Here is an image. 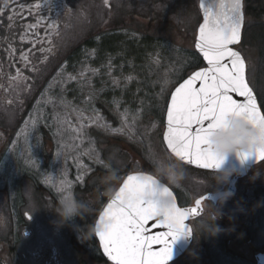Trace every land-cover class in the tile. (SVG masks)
<instances>
[{
	"label": "rangeland",
	"instance_id": "obj_1",
	"mask_svg": "<svg viewBox=\"0 0 264 264\" xmlns=\"http://www.w3.org/2000/svg\"><path fill=\"white\" fill-rule=\"evenodd\" d=\"M102 8L99 0H88L87 5L77 0L57 54L42 65L37 109L21 125L16 148L0 167L12 198H44L33 190L42 187L59 199L66 215L57 208V230L74 234L77 241L89 233L88 222L106 196L103 190L92 193V187L108 188L114 182L112 173L119 177L128 168L148 169L177 188L184 204L223 183L218 174L188 170L169 156L161 142L166 96L199 65L192 48L162 44L128 51L124 42L139 41L140 35L120 28L109 37L114 49L99 55L101 46L85 48L80 42L102 31L94 42L101 45V36L112 34L113 29L101 25L106 14ZM260 8L264 12V0ZM130 11L123 2L116 14L124 20ZM250 23L256 26H248L241 45L249 80L262 102L264 18L255 17ZM136 53L143 55L138 58ZM105 171L111 173L103 175ZM19 183L24 187L20 189ZM68 200L74 205L72 216L67 214ZM221 210L227 213L235 208L224 203ZM198 225L215 230L205 219Z\"/></svg>",
	"mask_w": 264,
	"mask_h": 264
},
{
	"label": "flooded vegetation",
	"instance_id": "obj_2",
	"mask_svg": "<svg viewBox=\"0 0 264 264\" xmlns=\"http://www.w3.org/2000/svg\"><path fill=\"white\" fill-rule=\"evenodd\" d=\"M123 2L131 11L121 20L116 10ZM99 4L106 13L101 25L108 29L127 28L138 33L166 26L168 32L191 45L195 34L188 31H196L202 22L201 0H99ZM76 6L77 0H0V167L16 148L21 125L37 109L42 65L57 54ZM260 6L261 0H243V39L248 26H256L250 21L264 18ZM21 54L28 60H22ZM1 174L0 170V264H114L90 234L78 242L74 234L57 230V208L62 216L66 211L51 192L36 187L34 192L44 198L14 199ZM237 174L221 186L195 195L188 204L179 200L180 205L227 188ZM21 186L24 184L19 183ZM235 186L236 193L227 200L203 203L200 219L220 231L210 232L213 230L196 224L189 248L167 264H264V161L238 177ZM171 187L179 199L180 191ZM224 203L235 210L222 212Z\"/></svg>",
	"mask_w": 264,
	"mask_h": 264
},
{
	"label": "snow or ice",
	"instance_id": "obj_3",
	"mask_svg": "<svg viewBox=\"0 0 264 264\" xmlns=\"http://www.w3.org/2000/svg\"><path fill=\"white\" fill-rule=\"evenodd\" d=\"M200 7L204 18L195 48L208 66L175 87L166 109L163 140L181 161L218 169L221 161L211 151L207 137L229 115H243L259 135L256 147L240 153L239 158L243 162L258 154L264 159V114L246 80L245 60L231 47L241 39L242 0H213L210 4L202 2ZM21 59L27 61L28 57L21 54ZM233 94L237 99H233ZM241 97L244 101L238 102ZM170 197L169 188L153 176H127L96 225L103 251L115 264H167L172 259L175 240L192 234L185 221L197 213L201 200L195 201L197 208L181 209ZM161 198L171 201L163 219L159 212ZM67 211H74L70 200ZM152 225L167 230L152 235ZM153 245L160 246L159 250L153 251Z\"/></svg>",
	"mask_w": 264,
	"mask_h": 264
},
{
	"label": "clouds",
	"instance_id": "obj_4",
	"mask_svg": "<svg viewBox=\"0 0 264 264\" xmlns=\"http://www.w3.org/2000/svg\"><path fill=\"white\" fill-rule=\"evenodd\" d=\"M258 135V130L243 115H229L222 126L210 131L207 137L209 147L221 161L220 167L216 169L219 177L218 181L227 182L231 175L236 172L235 168H222L227 157L232 153L239 155L240 153L252 151L256 147ZM165 174L167 173L165 172ZM232 195L231 190L217 193V197L221 202ZM170 203L169 198H161L159 212L162 219ZM67 214L72 216L74 211H67ZM216 231L218 229L215 228L210 232Z\"/></svg>",
	"mask_w": 264,
	"mask_h": 264
},
{
	"label": "water",
	"instance_id": "obj_5",
	"mask_svg": "<svg viewBox=\"0 0 264 264\" xmlns=\"http://www.w3.org/2000/svg\"><path fill=\"white\" fill-rule=\"evenodd\" d=\"M213 2V0H204V3L205 4H210V3H212ZM202 9V8H201ZM202 14H203V18H204V12H203V9H202ZM203 23V22H202ZM201 23V24H202ZM242 28H243V25H242ZM199 30V29H198ZM241 33H242V29H241ZM197 37H198V35L196 36V39H197ZM241 40V39H240ZM236 44H234V45H232L231 47L235 50V51H237L235 48H234V46H235ZM196 50H198V49H196ZM198 52H199V50H198ZM239 52V51H238ZM241 54V53H240ZM202 55V54H201ZM241 56H242V54H241ZM243 57V56H242ZM206 62V61H205ZM206 64H207V62H206ZM245 65H246V62H245ZM208 65H206L205 67H207ZM205 67H202V68H205ZM202 68H200V69H202ZM200 69H198V70H200ZM197 71V70H196ZM195 72V71H194ZM193 72V73H194ZM245 76H246V80H247V67H246V69H245ZM188 78V77H187ZM186 78V79H187ZM248 81V80H247ZM250 86V85H249ZM251 87V86H250ZM175 90V89H174ZM253 90V89H252ZM174 92V91H173ZM172 92V93H173ZM253 93H254V91H253ZM254 95L256 96V94L254 93ZM233 99H237V95L236 94H233ZM256 99H257V97H256ZM244 101V98H239V100H238V102H243ZM169 103H170V100H169ZM169 105V104H168ZM257 106H258V108H259V110H260V112L263 114V112H262V109H261V107H260V105H259V102H258V99H257ZM165 125H166V119H165ZM165 131H166V129H165ZM165 133V132H164ZM169 150V149H168ZM170 151V150H169ZM171 152V151H170ZM172 155H174L173 153H171ZM175 156V155H174ZM177 158V157H176ZM179 159V158H178ZM180 160V159H179ZM263 159H261L259 156H258V154H254V155H252V156H250V157H248L245 161H243V162H241V160H240V158H239V155H237L236 153H232V154H230L228 157H227V159L224 161V163H223V165H222V168H235V169H238V170H247L250 166H252L253 164H255V163H258V162H260V161H262ZM183 162H185V163H188V162H186V161H183ZM188 164H190V165H193V166H195V167H198V168H202V169H205V168H203L202 166H200V165H198V164H196V163H188ZM207 170H214V171H217L216 169H207ZM128 175H140V176H153L152 174H150V173H147V172H133V173H129V174H127L126 176H125V178H124V180L127 178V176ZM157 181H159L163 186H165V187H168L165 183H163L162 181H160L158 178H156L155 176H153ZM124 180L122 181V184H121V186L123 185V182H124ZM120 186V187H121ZM119 187V188H120ZM119 188H118V190L114 193V195L112 196V198L111 199H113L114 197H115V195H116V193L119 191ZM169 188V187H168ZM169 191H170V193H171V197H170V199H173L174 200V202L176 203V205H177V207H179V208H181V209H191V208H197V205H196V203H194V205H191V206H185V207H180L179 206V204H178V201H177V198H176V196H175V194H174V192L169 188ZM217 198L218 199V197H217V193L216 194H209V195H205V196H203V197H201L199 200H203V199H205V198ZM110 199V200H111ZM110 202V201H109ZM108 202V203H109ZM107 206V205H106ZM202 214V207H201V204H200V206L197 208V213L195 214V215H189L188 216V218H187V220L185 221V223L191 228V225H190V223H189V221L190 220H192V219H194V218H196V217H198L199 215H201ZM98 221H99V218H98V220H97V223H98ZM97 223H96V225H97ZM192 229V228H191ZM167 229H166V227H164V226H160V227H157L156 225H152V228H151V234L152 235H156V234H158V233H160V232H164V231H166ZM98 236V235H97ZM99 237V236H98ZM191 240H192V234L191 235H187V236H185V235H181L177 240H175V242H174V244H173V254H172V259L173 258H175V257H177L179 254H181L187 247H188V245L190 244V242H191ZM102 243V242H101ZM102 245V244H101ZM159 247L160 246H157V245H153V251H158L159 250ZM102 248H103V246H102ZM104 252V251H103ZM105 256L107 257V259H109L110 261H112L106 254H105ZM171 259V260H172ZM170 261V260H169ZM168 261V262H169ZM112 262H114V261H112Z\"/></svg>",
	"mask_w": 264,
	"mask_h": 264
},
{
	"label": "trees",
	"instance_id": "obj_6",
	"mask_svg": "<svg viewBox=\"0 0 264 264\" xmlns=\"http://www.w3.org/2000/svg\"><path fill=\"white\" fill-rule=\"evenodd\" d=\"M166 26H161L157 29H155L154 31H139L138 34L140 35V39L139 41L136 40V42L134 40H126V42H124V44H126L125 47H127L128 51L131 50V48L134 49V47H142V46H152L153 47H157L161 44L162 41H165V39H169V36L168 34H171L169 32L166 31ZM102 31L99 32H96L95 34L96 35H102L101 34ZM115 31L113 30V32H111L112 34H107L105 33V36L102 38L103 42L102 44H96L94 43L95 41H97V37L93 34L92 36L89 35V38H86L84 40H82L80 42L81 45H83L85 48H89V47H97V46H101V47H98L99 48V55L101 54H105V52H107V49L108 50H113L114 49V44L112 43L111 40H109V37L111 35H114ZM107 37V38H106ZM117 37V36H115ZM125 41V40H124ZM111 52V51H110ZM143 53H136V57H142ZM108 173H111V172H108V171H105L103 172V175H108ZM112 175L114 176V184L117 183L118 180H116V176L114 173H112ZM113 184V186H114ZM111 185L108 186V188H104L101 184H99L98 186H94L92 187V193H94L96 190H103L105 192V194H108L111 190ZM42 188H40L41 190ZM89 193V191H88Z\"/></svg>",
	"mask_w": 264,
	"mask_h": 264
}]
</instances>
